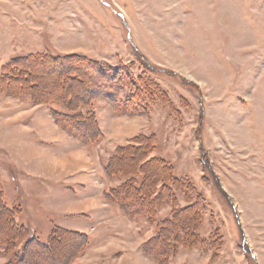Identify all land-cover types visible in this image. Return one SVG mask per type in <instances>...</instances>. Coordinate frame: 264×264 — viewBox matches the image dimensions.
<instances>
[{
  "label": "rangeland",
  "instance_id": "374dc122",
  "mask_svg": "<svg viewBox=\"0 0 264 264\" xmlns=\"http://www.w3.org/2000/svg\"><path fill=\"white\" fill-rule=\"evenodd\" d=\"M37 55L112 69L91 65L82 84L68 83L92 145L53 118L62 106L33 102L5 75L12 58ZM41 66L36 97H65L58 70ZM147 83L157 94L125 112L122 98ZM151 135L152 152L118 159ZM73 152L87 154L76 162ZM154 156L177 179L164 170V186L142 184L157 203L150 216L136 199L129 216L101 196ZM76 181L93 185L77 192ZM0 204L28 231L7 240L16 235L0 206V264H264V0H0ZM55 227L65 232L52 238Z\"/></svg>",
  "mask_w": 264,
  "mask_h": 264
},
{
  "label": "trees",
  "instance_id": "16d2710c",
  "mask_svg": "<svg viewBox=\"0 0 264 264\" xmlns=\"http://www.w3.org/2000/svg\"><path fill=\"white\" fill-rule=\"evenodd\" d=\"M66 56V57H47V56H35V57H31V58H27V57H19V58H12L6 65L5 69L7 72L5 75H9V77L12 79V81H17L18 84V90L20 92H24V94L29 95L32 99L33 102L38 101L40 103H44L46 104V102L50 103L49 101H52L53 103H56L60 106H62V108L64 109V113H61L62 111H57L53 108L50 109V112L52 113V116L54 119L57 120V123H61V122H65L66 121H73V118L79 116V113L73 112L75 111L76 108V101H75V91L76 90H72L70 87L75 84L77 86L83 83L82 77L83 75L87 74V75H91L89 72V69L91 70V65H94V70L95 68H100L101 66L99 64H97L95 61H91L90 59H87L85 57H79V56ZM28 61V62H27ZM46 63V65H44ZM42 65L41 67L44 68L46 67V69H48L47 71L51 70V69H56V73L54 74V79L56 78L57 81L60 79L59 81V85L61 84L63 87H68L67 88V94L65 97L62 96H54L52 94V91L50 90H46V95L40 96V98L36 97V92L35 90L37 89V87H39V85L41 84L40 87H45V83H38L39 80L44 79L46 76V74L42 77H39L38 74H36V70L38 69H34V67L36 65ZM36 68V67H35ZM59 68H61L59 70ZM102 72H106V73H111L112 69H108V70H103L102 68H100ZM45 70V69H44ZM115 70L114 72H117L119 70V68L117 69H113ZM114 81V79H112ZM20 81V82H19ZM68 83H72L71 86L68 85ZM110 83V82H109ZM115 83V82H114ZM98 85H103L106 84L105 81L101 82L99 81L97 83ZM111 84V83H110ZM58 85V86H59ZM68 85V86H67ZM47 89V88H46ZM61 89V88H60ZM69 89V90H68ZM59 90V88H58ZM155 90V92L153 91ZM159 90V87L157 86V84L155 83H147L145 84V87L142 88L141 90H136L135 93L133 95H128L125 96L123 99V107L125 108V112H129V111H136L139 109V106H141L143 104V102L146 100L145 98L150 97V95H153L154 93L157 94ZM35 93H34V92ZM37 91V90H36ZM44 93V91H43ZM45 94V93H44ZM74 94V95H73ZM136 95V99L134 98V96ZM156 97V95H154ZM76 98H77V94H76ZM106 101H109L108 99ZM131 103H133L132 106H129ZM111 104H114V102H111ZM128 107H133L132 110H129ZM58 117H63L64 120H58ZM72 119V120H71ZM55 120V121H56ZM76 123L78 121L74 120ZM74 121L72 122V127L74 130H76L79 134H77L76 132H73L72 130H70V127H61L62 129L66 130L67 133H70L71 131V135L74 136L76 138L77 141H79L81 144H84L86 146L92 145L94 143V134L92 130V133L89 134V132L87 131L86 127H83V123L82 121L78 124H74ZM61 125V124H60ZM71 125V124H70ZM94 129V127H92ZM137 139H139L140 143L138 144V146H124L121 147L119 154L118 155V159L119 160H124L123 158H129V162L132 163V160H136L138 157L137 153H144L146 150L148 151H153L154 150V138L153 135L151 136H138ZM148 145V148L146 147ZM146 148V149H145ZM143 162H141L140 164H138L136 167L135 165L133 167H131L130 171L128 172L127 176H124L123 173H121L122 171H120V176L123 177H127V180H124L120 186L117 187H113L111 189H109L107 192H105V199H107L110 203H114L116 204L118 207L125 209V211L127 212V214L129 215V213H135V212H139L138 209L135 208V204H134V200L136 199V203L139 202L141 205H143L145 203L146 207L148 206L150 209V214L149 216L152 214V207H154L155 204H157L154 200H150V201H145L143 199V195L141 194V190H142V184L146 181V179H148L147 184L150 185V181H152V179H159L161 182V186H164V182L161 181L162 175L164 174V170L168 173V183H172V181H176L177 177L174 176L173 174V169L170 165H168L164 160L158 158V157H151L147 160H145L144 164H142ZM113 163H111V161H108V163L106 164L104 170L107 176H113V171H111V166ZM136 164V163H135ZM143 174V175H140ZM115 178V177H114ZM186 186L189 187V185L187 183H185ZM168 187V189L173 190L172 185L166 184ZM161 197V194H160ZM2 204V203H1ZM0 204V206H1ZM134 207L135 210H130L128 207ZM3 207V208H2ZM1 208L3 209V211L7 212V217L8 220L11 221L12 225L14 226V229H12V233L16 235V237H6L7 240H11L12 242L17 240L19 238V235L22 232H28L24 229V227H16L13 224V218H14V212L11 209H7L5 208L3 205L1 206ZM188 209V208H187ZM147 215L146 213L142 214L139 213L138 216H145ZM156 215V214H155ZM130 216V215H129ZM156 225H159V229L163 228L164 222L160 221L157 222ZM61 232H65L64 230H62V228L59 227H55L53 229V236L52 238L56 237L57 234H61ZM157 235V234H156ZM25 238V245H28V243H30L31 239L26 236H24ZM51 238V239H52ZM16 241V242H17ZM8 242V241H7ZM7 244V243H6ZM16 254V253H15ZM23 254V251L19 252L18 255Z\"/></svg>",
  "mask_w": 264,
  "mask_h": 264
},
{
  "label": "crops",
  "instance_id": "0c3cea01",
  "mask_svg": "<svg viewBox=\"0 0 264 264\" xmlns=\"http://www.w3.org/2000/svg\"><path fill=\"white\" fill-rule=\"evenodd\" d=\"M68 136H69V134H68ZM70 139H72L73 141L72 142H74L76 139H73L72 137H70ZM77 141V140H76ZM75 141V142H76ZM77 142H79V141H77ZM92 148V147H91ZM75 149V147H71V150H74ZM75 152V151H74ZM74 152L73 153H71V157H72V159L74 160H76V162H78L79 160H80V158L79 157H81V160H82V157L84 158V156L86 157V152H84V154H82V155H80V153H78L77 154V156L76 155H74ZM79 156V157H78ZM79 158V159H78ZM88 164H89V162H87ZM98 178L100 179V181H102V180H104V177L103 176H101L100 174H98ZM72 184H74V187L73 188H75L76 190H77V192H82L83 190H86V191H88V189L91 187V185H93V183H92V181H88L87 183L85 182V181H76V182H74V183H72ZM100 191H101V196H104L103 194H104V192H106V190H105V188L104 187H102L101 189H100ZM83 204V203H82ZM62 211L64 212L63 214H64V216H66V217H71V218H74V216H77L78 215V213L72 208V207H69V208H67V207H65V208H62ZM90 212V211H89ZM91 217H89V219L90 220H92L94 217H93V215H90ZM84 218V217H83Z\"/></svg>",
  "mask_w": 264,
  "mask_h": 264
}]
</instances>
